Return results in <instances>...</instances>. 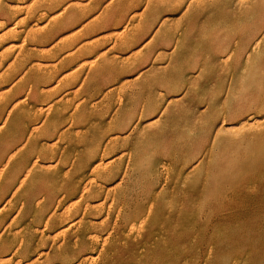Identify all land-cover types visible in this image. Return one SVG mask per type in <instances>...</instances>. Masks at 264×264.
<instances>
[{
    "label": "rangeland",
    "instance_id": "obj_1",
    "mask_svg": "<svg viewBox=\"0 0 264 264\" xmlns=\"http://www.w3.org/2000/svg\"><path fill=\"white\" fill-rule=\"evenodd\" d=\"M59 1L0 0V264H264V0Z\"/></svg>",
    "mask_w": 264,
    "mask_h": 264
},
{
    "label": "bare ground",
    "instance_id": "obj_2",
    "mask_svg": "<svg viewBox=\"0 0 264 264\" xmlns=\"http://www.w3.org/2000/svg\"><path fill=\"white\" fill-rule=\"evenodd\" d=\"M60 3V6L59 7H62V6H64V4L65 3H68L66 0H61V1H59ZM110 2V1H109ZM108 2V3H109ZM112 2V1H111ZM108 5V4H107ZM79 7H78V13H76L75 15H72V16H67V15H62L59 19H58V29H60L61 31H63L64 29H66V26H69V25H71V24H74V22H76V24H81V23H83V21L84 20H86V18H88L89 17V15L90 14H93V13H97L98 11H95L94 10V8L91 6V5H78ZM65 9V8H64ZM63 12V11H62ZM110 12H111V10H110ZM8 20L9 21H11V20H13L14 18H15V14L13 13V12H8ZM131 14V13H130ZM133 15V14H132ZM113 20H115V21H120V20H122V18L121 17H115V18H113ZM69 23V24H68ZM124 27H126V26H124ZM137 32V31H136ZM138 32H141V30H139ZM135 37H137V35H134V38ZM261 40V39H260ZM259 40V41H260ZM129 41V40H128ZM115 44V43H114ZM255 47V46H254ZM136 48V47H135ZM131 50V49H130ZM138 50V52L140 51V48L139 49H137ZM224 57V56H223ZM230 58V57H229ZM79 66H81V65H79ZM135 70V69H134ZM133 70V71H134ZM136 72V71H135ZM142 73V72H141ZM141 73H140V75H141ZM134 74V73H133ZM140 75H138V76H140ZM59 81V80H58ZM45 110V109H44ZM48 113H50V112H48ZM8 117H9V115H8ZM45 120V119H44ZM43 124V123H42ZM224 124V123H223ZM38 160V159H37ZM111 161V160H110ZM111 162H113V160L111 161ZM110 162V163H111ZM100 163H102V162H100ZM100 163H97V164H100ZM109 163V162H108ZM57 164V163H56ZM97 164H95V167L92 169V171H94V169L96 168V165ZM103 164V163H102ZM108 165V164H107ZM100 166V165H99ZM106 166V165H105ZM98 168V167H97ZM96 170V169H95ZM27 174V173H26ZM86 189H88V188H86ZM85 190V189H84ZM83 193V192H82ZM82 198V197H81ZM88 205V204H87ZM5 206V205H4ZM88 207V206H87ZM3 207H1L0 208V211H1V209H2ZM87 209V208H86ZM86 211V210H85ZM85 213V212H84ZM78 214H79V212H78ZM103 216V215H102ZM71 226V225H70ZM67 228H69V227H67ZM64 229V228H63ZM5 230V229H4ZM64 232H65V230H64ZM62 234H63V231H62ZM64 235H65V233H64ZM77 239V238H76Z\"/></svg>",
    "mask_w": 264,
    "mask_h": 264
}]
</instances>
